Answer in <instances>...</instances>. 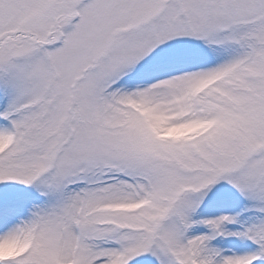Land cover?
Listing matches in <instances>:
<instances>
[{
    "label": "snow or ice",
    "instance_id": "snow-or-ice-1",
    "mask_svg": "<svg viewBox=\"0 0 264 264\" xmlns=\"http://www.w3.org/2000/svg\"><path fill=\"white\" fill-rule=\"evenodd\" d=\"M0 264H264V0H0Z\"/></svg>",
    "mask_w": 264,
    "mask_h": 264
}]
</instances>
